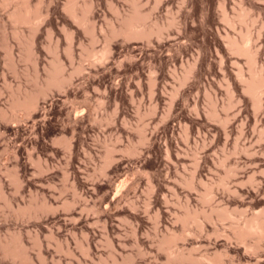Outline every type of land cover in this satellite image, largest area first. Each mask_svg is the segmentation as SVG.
<instances>
[{
  "label": "rangeland",
  "instance_id": "374dc122",
  "mask_svg": "<svg viewBox=\"0 0 264 264\" xmlns=\"http://www.w3.org/2000/svg\"><path fill=\"white\" fill-rule=\"evenodd\" d=\"M66 1L30 0L44 16L33 28L15 25L13 4L0 0V264H30L7 256L6 240L24 243L36 264H167L159 240L182 232L188 207L227 206L237 219L264 211V98L255 111L236 77L241 67L248 73L247 57L226 40L248 27L264 64V0H137L161 35L109 41L134 0H79L93 2L83 25ZM241 10L245 22L236 19ZM107 45V59L90 54ZM55 56L70 82L40 96L34 111H13V98L37 91ZM214 108L228 115L225 125L210 116ZM231 167L229 191L217 182ZM200 180L214 184L211 201ZM201 222L177 241L196 259L173 264H264V240L249 250L230 221ZM220 252L224 263L208 259Z\"/></svg>",
  "mask_w": 264,
  "mask_h": 264
},
{
  "label": "bare ground",
  "instance_id": "6f19581e",
  "mask_svg": "<svg viewBox=\"0 0 264 264\" xmlns=\"http://www.w3.org/2000/svg\"><path fill=\"white\" fill-rule=\"evenodd\" d=\"M29 1L30 0H1V3L2 5H7V6L8 4H13V8L10 14L8 13L9 14L8 17L15 25L30 23V25L34 24L35 26H37L38 24L36 25V23H39L41 20H43L41 18L44 17L43 13L38 9L40 4L44 5L42 3L44 0H39L38 7L35 6L33 7L31 5V2ZM92 3L93 2L91 3L85 2L81 6L79 0H67L65 4L66 6L65 8H67L66 10H69L71 16L75 21H78L82 25L89 24L90 23L89 14L92 11ZM226 12L223 11L224 13L223 18L226 22H228L230 25L233 26V24L235 23V18L230 17L229 14ZM247 16H248L247 11L241 10L236 16V19L238 17L240 20L245 22L247 21L246 19L249 18ZM150 17H151V11L149 12L142 11L140 9V5L138 1L134 0L133 9L129 13H126L123 16H121L119 25H112L111 32L107 38L108 41L118 35H123L127 38L136 37V38H144V39L145 38L149 39L154 34H157L158 36L161 35L163 28L157 27L156 21L149 23L148 21ZM45 20L46 18L44 19V22ZM252 21H254V19ZM15 34L16 35L19 34L17 30H15ZM252 37L253 36L251 30L247 27L246 29L241 30L237 35L230 34V32L227 33L226 40H227V47L229 50L239 55H243L247 57L248 73H245L244 69H242L241 67L238 69L236 73V77L240 82V84L242 85L244 93L246 92V94L249 95V98L251 99L255 111H257L261 109L263 105L264 64L261 65L259 64L260 62L258 55L260 50H258L257 48L255 49L256 46L252 47L251 45ZM34 38L35 37L31 35L30 41L28 40L29 43L27 42L25 43V44H29L27 46L28 53H29V49L32 53L36 52V51L34 52L33 49ZM56 46L54 47L55 50L58 49V47ZM67 49H68L67 50L68 54L70 53L69 55L72 58L73 45H69ZM31 52L29 53L30 55L27 53V55H29L28 59L31 57V55L33 56ZM110 52H111V47L110 45H107L101 50V54L95 51H91L90 54H92V56H94V58H96V60L98 61L102 59H107ZM36 63L38 64V62ZM192 68H194L193 65L186 70L185 75L183 77V81H186V79L190 76L193 70ZM65 70H66V65H64L63 61L60 60L58 56H55L54 59H52L50 65L46 67L47 72L45 71L46 72L45 82L42 83L41 87L37 91L30 92L28 90H25L24 92H21L18 96L13 98L11 104L12 110L14 111V110L22 109L27 113L32 112L36 109L40 96L47 95L48 91L52 89V87H58L60 89L65 88V86L70 82L71 79L70 78L71 76L66 75ZM82 70L83 67L78 66L75 68L74 72H80ZM153 82L154 79H152V83ZM36 83H37V79H36ZM2 114L6 115V111L3 109H2ZM210 114L212 118L214 117L216 119L218 118V120L222 123V125H225L229 121L228 115L226 117H221L219 111L216 108H214V110ZM64 142L69 146L71 145L69 140H65ZM108 158L109 159L111 158L110 153L108 154ZM235 170H236L235 168L232 167L229 168L226 174L219 179L217 184L223 186L224 189L231 191V188L228 186L227 180L230 175L234 174ZM195 178L196 175L194 173L189 179L185 181L186 185L190 188H196ZM18 180L19 179L17 178V181ZM200 182H202V184H205L203 180H200ZM205 185H206V189L202 193L201 197L204 201H211L214 198V184L211 183L209 185L208 184ZM27 209H29V211L33 210L31 211L30 214L31 216L33 214L34 216L37 215V212L39 211L38 205L36 204H30L27 207ZM201 215H205L209 220L218 219L220 221H226V220L230 221V231L232 235L235 236L240 241V243L244 244L246 248H249V250L250 249L257 250L260 247H262L260 241L264 240V211L253 212L251 215L244 214V216L241 219H237L235 216V210L227 206H219V205L211 204L209 213H207L205 209L194 210L188 207L185 213L182 216H180V219L183 221L182 232L179 234L175 232L165 234L159 240V246L163 248L167 253V264L181 263L186 259H196V257H194L192 254L187 255L184 252V250L180 249L177 245V241L179 239H183L186 237L188 231H190V229L188 228L190 224L193 223L197 224V227L199 229L203 227V223L201 222ZM250 238H252V240L255 241H253L252 243L250 241ZM3 245H4V252L7 256H11L14 259H20L22 261H28L30 264H36L34 260L30 257L28 249L24 243H20V242L15 243L6 240L5 242H3ZM40 256L42 257V254H40ZM208 259L216 263H224V257L221 252L216 253L213 257H208ZM41 264H46V263L42 262ZM93 264H117V262L113 261L112 263H93Z\"/></svg>",
  "mask_w": 264,
  "mask_h": 264
}]
</instances>
